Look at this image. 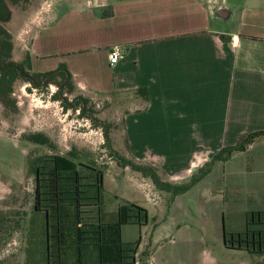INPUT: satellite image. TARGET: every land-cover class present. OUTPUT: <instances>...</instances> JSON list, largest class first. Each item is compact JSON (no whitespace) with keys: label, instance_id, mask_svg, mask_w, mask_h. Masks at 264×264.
Masks as SVG:
<instances>
[{"label":"crops","instance_id":"1","mask_svg":"<svg viewBox=\"0 0 264 264\" xmlns=\"http://www.w3.org/2000/svg\"><path fill=\"white\" fill-rule=\"evenodd\" d=\"M248 1L231 10L215 0H55L27 53L35 72L64 64L80 93L116 96L130 159L177 184L221 149L264 132V6ZM87 27L107 42L79 39ZM114 46L126 53L111 66ZM222 164L233 191L248 198L245 216L262 211L264 138Z\"/></svg>","mask_w":264,"mask_h":264},{"label":"rangeland","instance_id":"2","mask_svg":"<svg viewBox=\"0 0 264 264\" xmlns=\"http://www.w3.org/2000/svg\"><path fill=\"white\" fill-rule=\"evenodd\" d=\"M54 1L30 0L23 11L11 7L6 28L12 35L14 62L21 63L28 54V38L44 10L51 8ZM215 1L236 10L234 6L243 5L245 0ZM248 3L264 6V0ZM237 20L238 14L230 27L237 24ZM79 39L98 47L107 42V37L97 27L85 28ZM56 92L58 87L54 84L34 88L18 80L12 94L18 112L8 113L0 105V264H24L28 216L34 200V178L27 173L28 158L45 156H59L78 170L80 166H87L103 174L100 217L105 225L102 238L108 243L109 251L118 242L139 241L138 264L145 254L148 264H260L259 259L264 260L262 256L253 257L224 246V236L229 239L233 231L244 230L245 210L250 203L247 196L233 191L231 181L224 175L223 162H214L207 178L186 193L172 197L168 192L158 191L140 174L118 167L115 153L131 159L121 130L116 96L90 97L75 89L72 94H63L55 100ZM77 96L88 100L86 109L91 110L96 122L82 117L72 107ZM101 122L110 124L109 143L104 140ZM29 134L43 135L49 143L36 145L21 139ZM46 160L41 164H51L50 158ZM188 181L177 182V185ZM131 205L147 212L145 226L114 227L112 224L117 222L119 211L123 214ZM37 216L41 221L45 218L42 214Z\"/></svg>","mask_w":264,"mask_h":264},{"label":"trees","instance_id":"3","mask_svg":"<svg viewBox=\"0 0 264 264\" xmlns=\"http://www.w3.org/2000/svg\"><path fill=\"white\" fill-rule=\"evenodd\" d=\"M30 0H0V105L11 114L18 112L17 103L12 97L13 85L22 80L34 88L54 84L58 92L54 99L63 94H72L76 87L70 72L64 64L50 72H35L30 56L26 54L21 63L12 59V35L6 28L10 21L11 7L24 10ZM139 93V90L137 91ZM88 100L77 96L72 107L93 123L96 118L86 109ZM104 140L109 143L110 124L101 122ZM95 127H98L95 125ZM264 138V132L249 134L237 145L221 149L213 158L197 170L185 184H172L163 181L157 169L151 165L128 160L115 153L118 167L129 168L132 172L149 179L161 192L175 197L186 193L191 187L204 179L211 171L214 162H226L236 153L246 151L257 139ZM22 140L31 144L46 145L47 137L40 134L23 135ZM47 158L50 163L45 166ZM78 170L72 164H66L59 156L28 158L27 173L34 178L33 209L28 216L27 240L24 250V264H136L139 241L134 243L118 242L109 251L108 243L102 238L105 226L100 217L103 174L87 166ZM84 172H86L84 174ZM42 214L43 221L37 216ZM147 212L136 205L119 211L114 227L124 225L145 226ZM119 229V228H118ZM226 249L244 251L249 255L264 256V209L247 215L243 231L231 233L229 239L224 236ZM147 254L141 264H147Z\"/></svg>","mask_w":264,"mask_h":264},{"label":"built area","instance_id":"4","mask_svg":"<svg viewBox=\"0 0 264 264\" xmlns=\"http://www.w3.org/2000/svg\"><path fill=\"white\" fill-rule=\"evenodd\" d=\"M126 51L121 46H114L108 50V62L111 66H114L118 63V61L123 58ZM154 203V202H153Z\"/></svg>","mask_w":264,"mask_h":264},{"label":"water","instance_id":"5","mask_svg":"<svg viewBox=\"0 0 264 264\" xmlns=\"http://www.w3.org/2000/svg\"><path fill=\"white\" fill-rule=\"evenodd\" d=\"M216 15L219 16L220 18L226 19L229 15V11L227 9H219L216 12Z\"/></svg>","mask_w":264,"mask_h":264}]
</instances>
